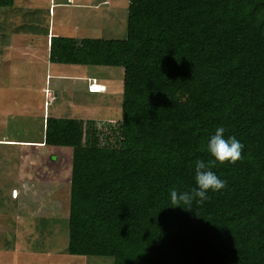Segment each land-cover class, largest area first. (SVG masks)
I'll list each match as a JSON object with an SVG mask.
<instances>
[{
    "label": "trees",
    "instance_id": "obj_1",
    "mask_svg": "<svg viewBox=\"0 0 264 264\" xmlns=\"http://www.w3.org/2000/svg\"><path fill=\"white\" fill-rule=\"evenodd\" d=\"M48 60L123 69L120 120L44 119L43 146L71 149L68 254L264 264V0H128L124 39L52 36ZM220 126L244 146L211 169L226 187L173 208Z\"/></svg>",
    "mask_w": 264,
    "mask_h": 264
},
{
    "label": "rangeland",
    "instance_id": "obj_2",
    "mask_svg": "<svg viewBox=\"0 0 264 264\" xmlns=\"http://www.w3.org/2000/svg\"><path fill=\"white\" fill-rule=\"evenodd\" d=\"M51 1L54 14L49 15ZM127 3L75 0L60 6L59 0H15L12 7H0V264H113L110 257L67 252L71 149L18 142L43 139L47 116L120 120L123 69L50 64L41 37L42 28L55 24L68 37L124 39ZM103 13L113 16L116 28L97 24L95 17ZM74 23L81 26L78 32ZM55 69L69 77L57 78ZM85 74L106 93L84 94ZM99 86L92 85V92H100ZM42 89L53 91V104L44 106L49 99Z\"/></svg>",
    "mask_w": 264,
    "mask_h": 264
},
{
    "label": "clouds",
    "instance_id": "obj_3",
    "mask_svg": "<svg viewBox=\"0 0 264 264\" xmlns=\"http://www.w3.org/2000/svg\"><path fill=\"white\" fill-rule=\"evenodd\" d=\"M224 134L225 128L220 126L215 130L214 135L209 138L207 147L214 160L205 162L202 159H198L194 162L197 186L190 192H179L174 187L170 189L171 203L175 205L173 208H181L180 205L183 204L187 206L186 211H191V205L194 200L203 203L209 199L207 195L209 190L216 192L226 187V182L219 179L211 169L216 162L235 164L241 160L244 146L234 136L225 138ZM181 209L185 210L184 208Z\"/></svg>",
    "mask_w": 264,
    "mask_h": 264
},
{
    "label": "crops",
    "instance_id": "obj_4",
    "mask_svg": "<svg viewBox=\"0 0 264 264\" xmlns=\"http://www.w3.org/2000/svg\"><path fill=\"white\" fill-rule=\"evenodd\" d=\"M107 2L109 0H106ZM65 2L67 3L66 5H74V2L75 0H65ZM65 2H61V0H59V5H64L65 6ZM14 4H15V0H14ZM127 6H128V3H127ZM49 15H52V12L54 14V9L52 10V1H51V4L49 6ZM99 15V16H98ZM94 20H96L97 24L101 27V28H106V29H111V27H114L115 25V28H116V24H114V18L112 15H107L105 13H103L102 15L98 14ZM83 18L85 19H92V17H89V16H85L83 15ZM127 21V20H126ZM35 28V27H33ZM81 26L79 25V23H74V32H78L80 30ZM63 31V30H61ZM42 32H44V36L41 37V38H45V45H46V50H47V60H48V54H49V43H50V38L52 36H63V37H68L66 36L64 33L62 34L60 31L58 30H55V24H53V27H49L47 30H45L44 28H42ZM29 37V36H27ZM30 37H34V35H31ZM71 38H74L76 40H79V39H83L81 37H71ZM49 62V60H48ZM50 63V62H49ZM51 64V63H50ZM58 69H55L56 71V77L57 78H67L69 76H67V74H64V73H60L59 71L57 72ZM88 75V74H87ZM86 74L84 76H82L83 80H84V84H83V92H85L84 94H88V95H95V94H101V93H106L107 91V88L99 83L97 81V79L94 77V76H87ZM74 78H80L79 76H74ZM92 79H95L96 80V83L98 85H100L102 90H100V92H91V90L89 89L90 86H92L93 84H91V80ZM42 91H44V94H45V98L49 101L48 102H44V106L47 104L49 106L50 102L53 100L54 96H53V91L52 90H48V89H42ZM48 92V93H47ZM50 97V98H49ZM54 101V100H53ZM53 101H52V104H53ZM43 141V139L41 140H38V141H27V142H18L19 144L20 143H29L28 146H33V147H44L43 144L41 143ZM9 144H13V142H9ZM16 192L17 194V191L16 190H12V193ZM13 198V197H12Z\"/></svg>",
    "mask_w": 264,
    "mask_h": 264
},
{
    "label": "built area",
    "instance_id": "obj_5",
    "mask_svg": "<svg viewBox=\"0 0 264 264\" xmlns=\"http://www.w3.org/2000/svg\"><path fill=\"white\" fill-rule=\"evenodd\" d=\"M91 82H92L91 84H96V80H95V79H92ZM99 88H103V87L99 86ZM89 89H90L91 92H92V88H91V86H90ZM100 90H102V89H100Z\"/></svg>",
    "mask_w": 264,
    "mask_h": 264
}]
</instances>
